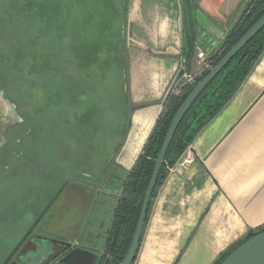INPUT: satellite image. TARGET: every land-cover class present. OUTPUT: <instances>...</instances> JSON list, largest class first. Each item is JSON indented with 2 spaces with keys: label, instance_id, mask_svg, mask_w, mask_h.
<instances>
[{
  "label": "crops",
  "instance_id": "0c3cea01",
  "mask_svg": "<svg viewBox=\"0 0 264 264\" xmlns=\"http://www.w3.org/2000/svg\"><path fill=\"white\" fill-rule=\"evenodd\" d=\"M249 3L195 0L201 14L224 34L209 48V57L220 49ZM122 11V75L129 121L111 165L90 173L84 179L90 187L79 185L70 209L56 216L74 247L55 264L100 263L127 174L162 114L167 95L178 89L185 70L198 73L196 52L205 49L203 44L209 47L210 34L199 29H191L193 46L186 43L182 0H127ZM192 47L189 68L186 55ZM186 153L193 162L168 173L159 188L133 264H215L251 230L264 226V52ZM82 205L86 214L89 208L92 212L87 220ZM103 219H109L105 236L98 231L105 228Z\"/></svg>",
  "mask_w": 264,
  "mask_h": 264
},
{
  "label": "rangeland",
  "instance_id": "374dc122",
  "mask_svg": "<svg viewBox=\"0 0 264 264\" xmlns=\"http://www.w3.org/2000/svg\"><path fill=\"white\" fill-rule=\"evenodd\" d=\"M102 1L104 11L107 2L112 1L113 12L109 8L102 13L103 17L85 24L83 40L89 42L88 64L82 69V60L72 48L74 36L69 20L73 0H0V90L18 106L22 116L15 129L20 132L17 139L21 143L7 150L6 159L0 157L3 159L0 163H22V155L28 152L34 168L42 172V177L37 175V178H42L45 184L43 206L64 182L79 178L86 183L84 179L90 173H100L108 163L111 165L129 121L121 59L122 8L126 0H94V3L100 8ZM182 1L188 44L191 29L195 33L197 29L205 31L199 22L205 16L195 0ZM111 22L114 24L109 29L105 25ZM208 38L209 47L203 46L209 56V48L215 47L218 40L211 34ZM114 43L118 45L116 49ZM183 82L181 78L179 86ZM3 165H0V189L17 190V180L5 174ZM53 167L58 169V183H49L47 189L46 180H52ZM104 177L101 176V181ZM79 185L71 182L58 198L53 207L58 219L74 203ZM81 210L85 216L86 205ZM95 214L100 216L101 212ZM90 216L89 208L86 220ZM101 222L105 228L98 231L105 236L109 219ZM42 223L45 225L47 218ZM85 223L84 228L89 225ZM49 226L55 239L71 237L59 220Z\"/></svg>",
  "mask_w": 264,
  "mask_h": 264
},
{
  "label": "trees",
  "instance_id": "16d2710c",
  "mask_svg": "<svg viewBox=\"0 0 264 264\" xmlns=\"http://www.w3.org/2000/svg\"><path fill=\"white\" fill-rule=\"evenodd\" d=\"M127 2V0L125 1ZM82 3V4H81ZM99 3V2H98ZM95 5L94 0H73V10L70 14L71 32L74 36L72 48L74 54H78L82 60L81 67L88 64L87 47L89 42L83 40L85 24L91 23V19L103 17L107 10L113 12L112 1L107 2L105 11L103 1ZM126 6V4H125ZM114 7V6H113ZM84 12V13H82ZM115 13V12H114ZM264 16V0H250L241 19L226 36L220 50L209 57V61L216 66L228 51ZM84 17L83 23L81 22ZM116 21V13H115ZM111 24H106L109 29ZM190 45L193 36L190 34ZM116 49L118 45L113 44ZM112 47V48H113ZM86 50L84 51V49ZM84 51V52H83ZM195 48L189 49L186 55V65L189 67L193 62ZM264 52V28L239 52V54L220 72V74L203 90L187 111L180 123L168 149L165 162L159 173L156 186L150 202L145 226L149 219L151 206L157 196L159 188L168 176L167 166H173L181 155L187 150L197 135L211 122V120L226 106L236 94L247 75ZM86 53V55L84 54ZM209 72L198 76L195 84H186L170 91L165 99L164 110L156 122V125L145 144L143 151L133 169L127 174L122 192L117 199L113 211V221L109 231L104 255L99 264H121L126 256L133 240L137 227L142 201L149 185L156 160L162 148L163 142L171 125V122L180 106L195 88V86ZM144 226V228H145ZM264 232V226L257 230H251L248 236L227 252L221 254L215 264H221L231 253L252 237Z\"/></svg>",
  "mask_w": 264,
  "mask_h": 264
},
{
  "label": "water",
  "instance_id": "95a60500",
  "mask_svg": "<svg viewBox=\"0 0 264 264\" xmlns=\"http://www.w3.org/2000/svg\"><path fill=\"white\" fill-rule=\"evenodd\" d=\"M201 20V19H200ZM202 27L205 29V33L207 32L211 34L213 37L217 38V40H221L224 36L222 31L216 28L212 22L207 19V17L202 18L199 21ZM264 28V16L228 51V53L222 58V60L214 66L207 76H205L192 90L189 96L186 98L184 103L180 106L177 113L175 114L165 140L163 142L162 148L158 155V158L155 163V167L145 192L142 206L140 210V215L137 223V227L135 230V234L131 245L128 249L126 256L124 257L121 264H133L137 257L145 222L147 219V214L150 206V202L152 199V195L156 186V182L159 176V173L163 167V164L166 159V155L170 144L173 140V137L182 122L184 116L186 115L187 111L190 109L192 104L195 102L197 97L203 92L204 89L220 74V72L239 54V52ZM204 34V36L206 35ZM208 34V35H209ZM190 68V66H189ZM190 71V69H188ZM22 122V118L18 115L16 106L14 103L10 102L8 99L5 98L4 92L0 90V150L5 145V134L7 130L11 127H15L16 125ZM70 182L79 183L83 186H88L81 181V179H72L64 182L62 186L57 190L54 194L53 198L44 208V210L40 213L37 219L33 222L32 226L28 230V232L23 236L19 244L12 250L10 255L2 264H8L12 257L16 254L20 246L26 241V239L31 235L35 227L42 221L44 216L53 206V204L58 200ZM44 242L48 243L49 246L57 245L62 248V250L54 257V260L63 257L69 250L74 247V243L71 241L66 240H59V239H48V238H41ZM42 251V250H41ZM51 253V249L47 251H43V253ZM47 255V254H46ZM47 256H44L39 262L35 263L32 262H25L26 264H43V260ZM61 260V259H60ZM49 264V263H46ZM221 264H264V232L258 234L247 242L242 244L239 248H237L233 253H231Z\"/></svg>",
  "mask_w": 264,
  "mask_h": 264
},
{
  "label": "flooded vegetation",
  "instance_id": "af4514ba",
  "mask_svg": "<svg viewBox=\"0 0 264 264\" xmlns=\"http://www.w3.org/2000/svg\"><path fill=\"white\" fill-rule=\"evenodd\" d=\"M4 95L6 98V94ZM15 106L18 115L22 117L19 112L18 106L16 104ZM18 125L7 130L5 134V145L0 150L1 158H5V153L7 152V150L17 146V143H21V140L19 141L17 139V134H19L20 132L15 130ZM16 157H18V155ZM22 157V163H5L4 165L3 163H0L1 166L3 165L2 168L4 169L5 174L9 177H15V180H17L18 182L17 190H15V188L13 187H11L10 189H0V264H2L7 259L12 250L19 244L23 236L32 226L33 222L37 219V217L44 210V208L47 206V204L50 202V200L58 190L57 189L47 199L46 204L43 206L42 201L45 184L42 178H37V175H40L42 177V172L41 170L39 171L38 168H34V165L30 162L31 160L28 152L24 153ZM2 173L4 174V172ZM18 175L19 178H17ZM51 178L52 180H46V184L48 182V184L46 185L47 189H49L50 187L49 183L52 185L58 183L57 168L53 167V169H51ZM5 191L6 195L4 193ZM12 192H14L16 196L12 195ZM55 203L44 216L42 221L35 227L31 235L20 246V248L8 264H26L25 262L28 261H34L35 263H37L42 258H44V256L47 257L43 260V264H55L62 258L60 257L54 260V257L62 250L61 247L57 245H53L51 247L48 243L41 240V238L55 239L54 237H52L49 226V224H56V214L53 210ZM46 218L47 223L43 225L42 222ZM49 249H51V253H43V251H47ZM103 255L104 253L102 254V257Z\"/></svg>",
  "mask_w": 264,
  "mask_h": 264
},
{
  "label": "built area",
  "instance_id": "2783aa9c",
  "mask_svg": "<svg viewBox=\"0 0 264 264\" xmlns=\"http://www.w3.org/2000/svg\"><path fill=\"white\" fill-rule=\"evenodd\" d=\"M196 57L198 59V63L201 66L198 73H193L191 71L185 70L182 79L184 80L183 84H195L198 76L202 75L205 72H209L214 66L212 62L209 61V56L206 53L204 48H198L196 52ZM183 84L179 87H182ZM178 87V88H179ZM177 88H175L176 90ZM173 90V91H175ZM186 152V151H185ZM185 152L181 155L178 161L173 166H167L168 173L172 172L177 167H187L193 162L192 157L189 154H185Z\"/></svg>",
  "mask_w": 264,
  "mask_h": 264
}]
</instances>
